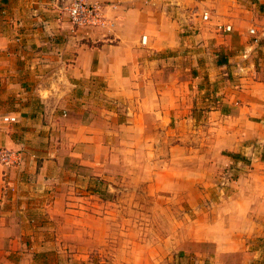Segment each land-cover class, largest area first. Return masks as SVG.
<instances>
[{
  "label": "crops",
  "instance_id": "1",
  "mask_svg": "<svg viewBox=\"0 0 264 264\" xmlns=\"http://www.w3.org/2000/svg\"><path fill=\"white\" fill-rule=\"evenodd\" d=\"M89 1L100 5L103 23L74 29L55 9V0H0V147L22 148V162L15 170L0 165V220L7 222L5 232L30 238L43 230L30 227L37 219L17 207L27 203L21 188L44 186L52 167L60 164L52 150L58 130L59 136L68 135L70 154L86 159L91 137L87 123L75 120L77 124L66 130L57 126L69 111L86 108L89 90L97 87L120 107L124 118L118 125L127 128L132 149L140 137L150 145L151 133L171 122L184 126L189 108L204 94H213L218 100L212 111L226 112L228 121L241 125L227 132L218 149L238 153L249 164L230 194L213 203L212 228L221 233L203 236L202 242L211 248L203 262L263 260L261 247L248 242L264 238V155L259 153L264 149V37L250 42L244 32L260 25L264 29V11L244 9L247 16L235 27L244 50L232 56L234 33L220 42L207 41L214 28L193 27L186 20V9L194 0ZM104 111L109 115H101L117 124V113L109 106ZM253 180L260 183L257 190ZM15 209L14 216L10 211Z\"/></svg>",
  "mask_w": 264,
  "mask_h": 264
},
{
  "label": "rangeland",
  "instance_id": "2",
  "mask_svg": "<svg viewBox=\"0 0 264 264\" xmlns=\"http://www.w3.org/2000/svg\"><path fill=\"white\" fill-rule=\"evenodd\" d=\"M66 1L58 0L63 5ZM247 7L264 11L260 0H194L185 15L193 27L214 28L216 37L209 31L207 41L220 42L234 33L229 54L239 56L244 48L235 27L247 16ZM204 12L209 14L207 21L201 19ZM222 25L231 30L222 32L218 29ZM248 29L244 33L250 42L264 37L262 25L253 28V34ZM201 100L189 108L184 126L171 122L151 133L150 145L140 137L132 149L127 128L118 125L124 118L120 107L97 87L89 90L86 108L66 112L64 123L57 126L66 130L77 120L87 123L91 137L86 159L70 154L73 145L58 130L52 150L60 164H52L44 186L21 188L27 203L17 207L26 217L37 219L30 227L43 230L30 238L20 232L10 235L4 230L6 220H0V264H206L203 257L210 256L211 248L202 238L221 233L212 228L213 203L230 194L249 160L238 153L228 159L224 155L228 152L218 149L240 122L228 121L226 112L212 111L218 95L204 94ZM106 106L117 113V124L105 118ZM2 149L22 156V148ZM259 153L264 155V149ZM21 162L22 157L6 168L15 170ZM253 184L257 190L260 183L253 180ZM10 212L18 214L16 209ZM248 243L264 251V238ZM253 264H264V259Z\"/></svg>",
  "mask_w": 264,
  "mask_h": 264
},
{
  "label": "built area",
  "instance_id": "3",
  "mask_svg": "<svg viewBox=\"0 0 264 264\" xmlns=\"http://www.w3.org/2000/svg\"><path fill=\"white\" fill-rule=\"evenodd\" d=\"M56 7L59 9V13L66 18V21L74 29H87L96 27L103 23L100 5L90 2L89 0H68L65 5L59 6L58 0H56ZM209 14L204 12L201 14V19L207 21ZM222 32L230 31V26H218ZM250 34L254 33V30H249ZM145 42L143 37L141 43ZM13 122L14 119H8ZM21 155L18 153L0 150V165L6 167L14 166L21 160Z\"/></svg>",
  "mask_w": 264,
  "mask_h": 264
},
{
  "label": "trees",
  "instance_id": "4",
  "mask_svg": "<svg viewBox=\"0 0 264 264\" xmlns=\"http://www.w3.org/2000/svg\"><path fill=\"white\" fill-rule=\"evenodd\" d=\"M224 155H226L227 157L231 158V159H234L236 158V154H233V153H225Z\"/></svg>",
  "mask_w": 264,
  "mask_h": 264
},
{
  "label": "water",
  "instance_id": "5",
  "mask_svg": "<svg viewBox=\"0 0 264 264\" xmlns=\"http://www.w3.org/2000/svg\"><path fill=\"white\" fill-rule=\"evenodd\" d=\"M62 1H63V0H62ZM67 1H68V0H67ZM67 1H66V2H67ZM66 2H65V3H66ZM65 3H64V5H65ZM58 5H59V6H62V5H63V2H58Z\"/></svg>",
  "mask_w": 264,
  "mask_h": 264
}]
</instances>
